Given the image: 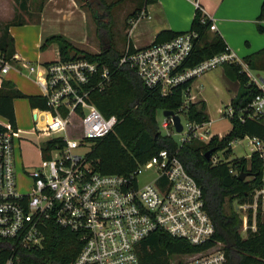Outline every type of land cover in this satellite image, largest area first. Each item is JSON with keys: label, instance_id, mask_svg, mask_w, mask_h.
<instances>
[{"label": "built area", "instance_id": "built-area-1", "mask_svg": "<svg viewBox=\"0 0 264 264\" xmlns=\"http://www.w3.org/2000/svg\"><path fill=\"white\" fill-rule=\"evenodd\" d=\"M196 6L201 11L198 3ZM216 29L211 22L210 30ZM198 37L196 31L189 30L142 49L127 47L120 64L129 65L147 87L160 89L163 96L228 62L243 66L227 52L182 70ZM10 62L0 56V85L11 69ZM243 68L246 71L247 67ZM27 69L37 73L36 82L46 100V109L33 111V120L39 124L36 133L45 140L39 146L41 164L23 173L28 188L22 189L17 153L29 132L0 115V264H32L30 255L44 248L50 224L76 234L82 243L72 264H141V244L157 231L200 249L174 255L167 264H227L225 245L214 240L216 230L205 209L202 188L177 155L161 150L129 175H118L98 172L88 157L91 150L80 154L92 149L118 124L117 117H105L90 101L89 86L95 79L98 83L92 88L101 91L111 82L105 66L79 58L53 61L41 72L34 65ZM246 73L258 93L241 109L229 105L223 116L231 123H264V75ZM190 102L186 96L176 114L183 116ZM203 128L204 124L187 121L179 144L194 139L209 142L213 135L209 130L202 132ZM160 129L166 135L176 133L171 118L164 117ZM244 139L264 164V139ZM144 171H151L154 177L141 185L139 177ZM236 210L243 222L241 234L246 237L249 231L256 232L257 216L264 217V184L254 191L250 202L236 204Z\"/></svg>", "mask_w": 264, "mask_h": 264}, {"label": "trees", "instance_id": "trees-1", "mask_svg": "<svg viewBox=\"0 0 264 264\" xmlns=\"http://www.w3.org/2000/svg\"><path fill=\"white\" fill-rule=\"evenodd\" d=\"M41 11L48 0H36ZM159 0H139L138 6L131 12L129 19L135 20L138 13L146 5L157 3ZM92 8L105 12L110 17L114 4L106 0H85ZM97 23L98 38L101 42L99 53H90L74 45L64 36L56 35L46 39L42 49L56 43L59 47V59L71 61L79 58L105 66L111 75V82L104 90L90 87V101L107 118L115 116L118 124L114 131L96 141L88 154L95 169L102 174L129 175L140 165L146 163L161 150H168L177 155L188 174L202 188L205 209L215 226L214 240L225 245L227 264H264V221L261 214L257 216L256 232L249 231L244 237L240 230L243 222L236 204L251 201L254 191L264 184V164L260 156L254 152L250 158H235L229 160L232 153L231 144L246 136L264 139V123L239 120L232 121L231 130L220 138L213 135L209 142L197 139L182 145L170 135L163 134L158 121L160 111L170 110L175 113L185 104L195 78L174 87L167 96L160 89L147 87L137 72L129 65L120 64L123 56L112 45L110 25L103 14L93 11ZM128 19V20H129ZM264 5L258 17L257 28L264 33ZM129 27V25L127 26ZM211 21L204 19L198 9L192 23V31L199 34L194 43L190 57L183 63L182 70L193 68L201 62L216 55L230 52L225 39L219 33L210 30ZM184 33V32H183ZM182 33L163 31L153 44L163 43L174 39ZM131 51L134 49L130 46ZM15 54L14 39L2 30L0 36V56L11 61ZM259 52L253 56H261ZM246 59L249 67L251 59ZM57 61V60H56ZM51 62L45 64L47 66ZM227 76L240 83V90L231 105L241 109L258 93L257 87L237 62L224 64ZM28 99L32 109H46V100L41 96H27L19 91L9 81L3 80L0 85V115L16 126L14 102L17 99ZM184 118L191 123L203 125L209 122L206 114V104L192 103L187 106ZM209 150H214L210 161L205 157ZM223 152L224 160L213 162L217 153ZM231 171L235 173H231ZM247 175L241 180L240 175ZM82 243L77 235L50 224L46 232L44 248L30 255L32 264H72L79 254ZM187 241L175 238L170 234L157 231L142 242L139 256L141 264H167L169 259L177 254H187L199 251Z\"/></svg>", "mask_w": 264, "mask_h": 264}, {"label": "crops", "instance_id": "crops-1", "mask_svg": "<svg viewBox=\"0 0 264 264\" xmlns=\"http://www.w3.org/2000/svg\"><path fill=\"white\" fill-rule=\"evenodd\" d=\"M196 3L216 25L214 33L222 35L230 53L243 67H247L246 71L255 77L263 76L264 54L253 55L264 51V33L257 28L264 0H159L143 7L137 19L127 21L129 27L124 33L125 48H145L153 44L163 31L183 33L191 30L197 11ZM38 7L36 0H0V36L2 30L7 28L15 43L11 69L4 80L12 82L27 96L41 97L36 82L37 73L31 74L27 67L36 65L41 72L45 64L59 60L56 43L42 49L46 39L61 35L82 47L88 46L91 39L88 14L77 0H48L41 11ZM249 57H254L251 67L245 61ZM239 90L240 83L230 79L222 65L195 78L187 99L195 104H206L209 122L205 125L210 127L215 121H220L224 109L231 105ZM17 100L14 102L15 114Z\"/></svg>", "mask_w": 264, "mask_h": 264}, {"label": "rangeland", "instance_id": "rangeland-1", "mask_svg": "<svg viewBox=\"0 0 264 264\" xmlns=\"http://www.w3.org/2000/svg\"><path fill=\"white\" fill-rule=\"evenodd\" d=\"M107 3H113L114 6L110 11L111 16L108 17L103 10L99 11L95 7H90L85 0H77L80 7L86 11L89 19V36L91 39V43L82 47L80 45L75 44L77 47L81 48L90 53H99L101 50V42L98 38V30L97 23L95 21V16L93 11H98L103 17L107 19L108 24L110 25V33H111V42L113 47L120 52L121 54L125 51L124 45V33L127 28L129 15L131 12L138 6L139 0H106ZM48 54L45 55V57ZM47 58V57H46ZM50 58V57H49ZM36 66V65H35ZM163 111L158 113V121L159 124L163 120ZM182 124L186 127L187 121L183 116H181ZM206 124V123H205ZM204 124V128L202 132L206 130L210 131L211 135H226L232 128L231 121L227 118H222L220 121H215L210 127ZM16 126L18 129L22 131H27L29 134L25 135V139L21 142L20 147L21 150H18L17 153V164L21 171H19L18 184L22 189L28 188V179L24 176L23 173H26L30 169L37 168L41 164V156L39 153V146L45 138L40 134L36 133V125L35 121L32 118V109L30 104L25 99H20L16 101ZM166 133L165 131L163 132ZM201 133V132H200ZM173 137L179 142L183 135L175 133ZM24 141L26 143H24ZM232 153L229 155V160L235 158H249L253 151L251 150V146L249 145L248 139L236 140L231 144ZM91 149L88 148L86 150H79L80 154L87 153ZM78 151V152H79ZM224 159L223 152L217 153L213 158V162L217 163L218 160ZM154 177L151 171H144L140 177L139 182L141 185L149 182ZM25 191V190H24ZM264 221V217H263Z\"/></svg>", "mask_w": 264, "mask_h": 264}, {"label": "water", "instance_id": "water-1", "mask_svg": "<svg viewBox=\"0 0 264 264\" xmlns=\"http://www.w3.org/2000/svg\"><path fill=\"white\" fill-rule=\"evenodd\" d=\"M163 117L172 119L176 133L181 134L183 132V124L181 121V117L177 115L174 111H170V110L163 111ZM213 154H214V150H209L205 154L206 159L210 161ZM246 177L247 175L241 174L239 178L241 180H244Z\"/></svg>", "mask_w": 264, "mask_h": 264}]
</instances>
